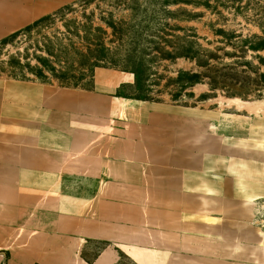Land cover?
I'll return each mask as SVG.
<instances>
[{"label":"crops","instance_id":"0c3cea01","mask_svg":"<svg viewBox=\"0 0 264 264\" xmlns=\"http://www.w3.org/2000/svg\"><path fill=\"white\" fill-rule=\"evenodd\" d=\"M73 1L0 0V41ZM133 82L0 77V264H264V101L117 94Z\"/></svg>","mask_w":264,"mask_h":264},{"label":"rangeland","instance_id":"374dc122","mask_svg":"<svg viewBox=\"0 0 264 264\" xmlns=\"http://www.w3.org/2000/svg\"><path fill=\"white\" fill-rule=\"evenodd\" d=\"M74 7L1 41L0 77L90 90L95 69L107 68L133 75L118 91L126 97L209 107L214 99L264 101V0H88ZM105 245L91 243L81 255L91 261ZM118 264L133 263L120 254Z\"/></svg>","mask_w":264,"mask_h":264},{"label":"trees","instance_id":"16d2710c","mask_svg":"<svg viewBox=\"0 0 264 264\" xmlns=\"http://www.w3.org/2000/svg\"><path fill=\"white\" fill-rule=\"evenodd\" d=\"M88 0H79L77 1L76 3H74L73 5H70V6H64V7H61V8H58L57 10H55L53 13L47 15V16H44L42 17L41 19L35 21L32 25H29L26 27V31H30L32 28H36L40 25V23H42L43 21H45L46 19H50V18H55L61 14H64L65 12H68V13H75L76 11V8L74 6H82V5H85L87 4ZM14 34L4 38L3 40H1L2 42L6 41L7 38L13 36ZM0 41V42H1ZM43 83V82H41ZM119 96L123 97V98H127V99H134V100H140V101H147V100H142V99H139V98H135V97H126V96H123L121 95L120 92L117 93ZM88 263H90V261H87Z\"/></svg>","mask_w":264,"mask_h":264}]
</instances>
